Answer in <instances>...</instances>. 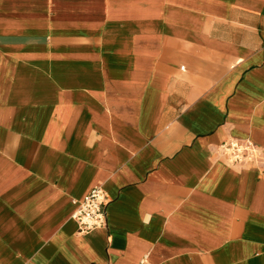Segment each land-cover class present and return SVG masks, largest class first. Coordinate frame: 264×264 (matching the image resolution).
Here are the masks:
<instances>
[{
    "label": "crops",
    "instance_id": "crops-1",
    "mask_svg": "<svg viewBox=\"0 0 264 264\" xmlns=\"http://www.w3.org/2000/svg\"><path fill=\"white\" fill-rule=\"evenodd\" d=\"M143 258L264 264V0H0V264Z\"/></svg>",
    "mask_w": 264,
    "mask_h": 264
},
{
    "label": "built area",
    "instance_id": "built-area-1",
    "mask_svg": "<svg viewBox=\"0 0 264 264\" xmlns=\"http://www.w3.org/2000/svg\"><path fill=\"white\" fill-rule=\"evenodd\" d=\"M215 155L233 165L255 163L262 159L259 147L247 139H229L216 147ZM74 203L77 207L71 218L76 223L80 235L107 227V199L101 186L94 187L80 202ZM139 264L149 263L143 258Z\"/></svg>",
    "mask_w": 264,
    "mask_h": 264
}]
</instances>
